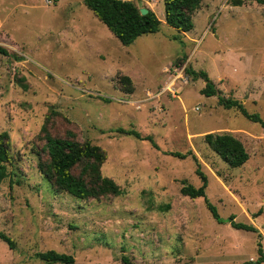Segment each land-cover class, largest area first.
<instances>
[{"label":"rangeland","instance_id":"rangeland-1","mask_svg":"<svg viewBox=\"0 0 264 264\" xmlns=\"http://www.w3.org/2000/svg\"><path fill=\"white\" fill-rule=\"evenodd\" d=\"M82 1L0 0V133L13 156L0 181V233L13 247L0 237V264H42L49 249L75 264H264V127L186 72H207L221 95L264 119V4L202 0L181 32L166 24L163 0H137L153 3L160 29L123 45ZM52 113L54 133L71 128L106 150L102 175L121 194L81 200L49 187L37 162ZM207 133L238 138L247 161L229 166ZM197 167L222 222L180 192L183 181L200 186Z\"/></svg>","mask_w":264,"mask_h":264},{"label":"trees","instance_id":"trees-1","mask_svg":"<svg viewBox=\"0 0 264 264\" xmlns=\"http://www.w3.org/2000/svg\"><path fill=\"white\" fill-rule=\"evenodd\" d=\"M201 1L163 0L166 24L181 32L190 31L194 25L193 14L200 7ZM256 1L264 4V0ZM82 2L123 45L131 44L140 35L155 33L160 29L161 20L155 12L147 8V13L141 14L140 7L133 0H83ZM0 54H8L7 49L1 45ZM186 72L195 80L201 78L205 81V86L201 89L202 94L217 95L221 106L228 109L236 108L246 118L264 127V119L258 114L247 112L237 99L221 95L207 72L197 71L191 67H188ZM121 81L124 89L132 92L130 78L124 75ZM51 115L54 113L46 117L39 132V140L44 143L38 151L37 162L38 171L49 187L55 192H66L81 200L121 194L119 185L113 179L102 175L101 167L107 158L106 150L90 140H78L71 128L66 129L63 135L54 133L52 129L55 124H52ZM120 130L142 138L134 130ZM148 138L151 140V137ZM204 141L231 167L243 165L249 157L243 143L230 133H207L204 135ZM175 155L181 158L186 157V154L181 153H175ZM192 158L198 163L195 155H192ZM12 159L9 135L6 131H2L0 133V181L7 175V164H11ZM196 174L201 179L200 186L195 187L183 181L181 194L190 198H203L212 216L218 222H222L216 207L206 197L208 182L206 174L199 167L196 169ZM229 222L238 229L257 231L252 225L234 221L233 217L229 218ZM0 237L13 247V242L7 236L0 233ZM258 253L262 255L260 242H258ZM38 256L42 264H75L71 254L54 249L40 252ZM123 259L125 264H131L127 257Z\"/></svg>","mask_w":264,"mask_h":264},{"label":"water","instance_id":"water-1","mask_svg":"<svg viewBox=\"0 0 264 264\" xmlns=\"http://www.w3.org/2000/svg\"><path fill=\"white\" fill-rule=\"evenodd\" d=\"M148 9L146 7H140V13L145 14L147 13Z\"/></svg>","mask_w":264,"mask_h":264},{"label":"crops","instance_id":"crops-1","mask_svg":"<svg viewBox=\"0 0 264 264\" xmlns=\"http://www.w3.org/2000/svg\"><path fill=\"white\" fill-rule=\"evenodd\" d=\"M133 1L137 2V0H133ZM153 7H154L153 3H149L148 6H147V8H148V9H151L152 11H153ZM195 12H196V11H195ZM195 12H194V13H195Z\"/></svg>","mask_w":264,"mask_h":264}]
</instances>
